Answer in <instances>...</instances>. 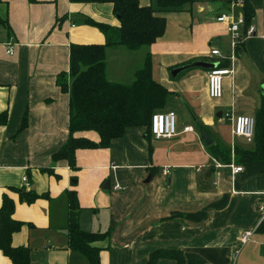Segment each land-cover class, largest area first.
Masks as SVG:
<instances>
[{"label":"crops","instance_id":"crops-1","mask_svg":"<svg viewBox=\"0 0 264 264\" xmlns=\"http://www.w3.org/2000/svg\"><path fill=\"white\" fill-rule=\"evenodd\" d=\"M138 1L156 7V0ZM246 1L256 13L257 2ZM230 6L207 0L186 5L182 12L162 15L166 32L156 44L136 53L124 47L112 51L118 57L117 83L122 85H130L147 56L152 57L154 81L172 93L165 112H176L179 135L148 140L146 128H129L107 149L77 151L78 171L73 172L67 162L53 160L69 137L70 95L62 92L58 78L70 71L72 44H106L102 33L81 21L90 18L118 27L113 6L3 0L0 16L9 20L11 32L0 29V117L7 112L6 125H0V206L4 194L14 200V219L25 225L12 243L31 248V264H90L68 249L69 191L78 195L81 229L110 233L108 240L95 244L101 250L100 264H146L159 250L180 251L185 264H264V233L258 231L264 160L238 161L235 150L253 151L255 144L235 137L232 121L225 118H255L261 108L264 31L255 29L256 36L234 51L228 26L217 22ZM240 15L238 8L236 16ZM9 46L13 55L7 53ZM200 62L233 71L224 80L221 99L209 97V70L194 67L176 78L171 75ZM198 124L213 141L231 150L230 163L213 159ZM187 127L192 131L184 133ZM79 136L99 142L96 133ZM231 165L243 171L234 175ZM165 169L170 175L163 173ZM24 177L31 185L28 191L49 199L30 206L21 203L10 189L25 188ZM224 196L229 197L228 206L200 223L166 220L174 213H197ZM245 232L253 234L242 245ZM0 264L12 263L0 252ZM157 264L176 262L165 258Z\"/></svg>","mask_w":264,"mask_h":264},{"label":"trees","instance_id":"trees-1","mask_svg":"<svg viewBox=\"0 0 264 264\" xmlns=\"http://www.w3.org/2000/svg\"><path fill=\"white\" fill-rule=\"evenodd\" d=\"M206 0H156V7L142 6L138 0H70L72 4L104 5L111 4L113 13L119 21L118 27L85 18L82 24L97 29L106 37L105 45H76L70 47V71L61 74L58 85L62 92L70 95L69 137L65 145L53 155L54 162L65 161L73 172L78 171L76 153L79 150H101L110 147L115 140L122 138L127 129L133 127L146 128V137L151 134V121L156 113L165 112L172 93L157 84L153 76V62L147 56L144 67L137 71L130 85L111 82L107 77V53L109 49L124 47L136 53L142 48L156 44L166 32V18L163 14L182 12L186 5L202 3ZM221 1L231 5L232 0ZM3 0H0V5ZM245 32L255 17V9L246 0L242 9ZM11 32L9 20L0 16V29ZM243 44L241 42L238 46ZM255 150H235V157L243 163L264 160V100L256 116ZM7 112L0 117V125H6ZM26 127L24 122L22 129ZM201 133H208L202 124L197 125ZM84 133H96L99 142H93L79 136ZM214 160L230 163L232 152L220 142L208 147ZM49 172V170H46ZM18 194L21 203L28 206L41 199L48 200V195H40L26 188H11ZM68 220L65 230L68 233V249L84 255L90 264H100L101 250L95 244L109 239L110 233H90L81 229L79 224V205L76 191H69ZM229 197L224 196L203 210L192 213H174L167 221L182 219L191 223L206 220L212 211L224 210ZM16 204L7 194L3 195L0 207V252L12 264H31L30 247H14L12 241L15 234L21 232L24 223L14 219ZM264 233V221L258 228ZM174 260L176 264H185L180 251L159 250L154 252L146 264H157L160 259Z\"/></svg>","mask_w":264,"mask_h":264},{"label":"built area","instance_id":"built-area-1","mask_svg":"<svg viewBox=\"0 0 264 264\" xmlns=\"http://www.w3.org/2000/svg\"><path fill=\"white\" fill-rule=\"evenodd\" d=\"M244 0H232L230 11L228 13H223L217 18V22L221 24H226L228 26V32L230 33L232 47L234 51L241 42L256 36V30L253 26L244 32L243 26L245 19L243 15L239 17L236 16V9H243ZM8 55H13V47L9 46ZM213 56H220L219 51H212ZM233 75V71L230 68H219L211 70L208 72V94L210 99L219 100L224 95L223 83L226 78ZM225 118L232 121L233 123V135L235 137L243 139L246 143L252 144L255 139L256 134V120L252 116L239 115L233 118L230 114H226ZM192 131L191 128L187 127L183 130L184 133ZM151 134L156 139H171L177 137L178 127H177V114L174 111L160 112L156 113L152 117L151 121ZM217 164V163H216ZM217 166H219L217 164ZM232 173L239 174L243 171L241 166H229ZM165 175H170L169 170H164ZM24 187L28 190L30 188V182L27 177L23 178ZM121 190V187H117ZM262 213V222L264 221V208H260ZM252 232H245L241 237V244L245 245L250 241L252 237ZM238 253H236V256Z\"/></svg>","mask_w":264,"mask_h":264},{"label":"rangeland","instance_id":"rangeland-1","mask_svg":"<svg viewBox=\"0 0 264 264\" xmlns=\"http://www.w3.org/2000/svg\"><path fill=\"white\" fill-rule=\"evenodd\" d=\"M255 2H257V9H256L255 17L252 21L251 26L255 27V29H257L260 32L262 30L264 31V0H255ZM78 23L81 24L80 22H78ZM247 40H249V39H247ZM122 49H124V48H122ZM114 50H116V48L115 49L112 48L111 50L108 51L111 54H109L108 58H107V63H108L107 75H108L109 80L117 83L118 82V75L116 74V71L118 69V57L117 56L115 57V55L113 54L112 51H114ZM169 111H174V110L171 109ZM179 122H180V119L178 117V123ZM1 203H2V201H1Z\"/></svg>","mask_w":264,"mask_h":264},{"label":"water","instance_id":"water-1","mask_svg":"<svg viewBox=\"0 0 264 264\" xmlns=\"http://www.w3.org/2000/svg\"><path fill=\"white\" fill-rule=\"evenodd\" d=\"M238 53H239V56H241L242 53H241L240 50L238 51ZM194 67H195V68H201V69H204V70H209V71L217 69V65H215V64H210V63H206V62H200V63H196V64H194V65H192V66H187V67H184V68H181V69L175 70V71L172 72L171 75H172L173 78H176V77H178L181 73H183V72H185L186 70H189V69H191V68H194ZM263 92H264V88H263ZM202 138H203V141H204V144L206 145V147H210V146H212V145L214 144V141H213V139L210 137L209 134H207V133H203ZM104 189H105V190L109 189V183H107V184L104 186Z\"/></svg>","mask_w":264,"mask_h":264}]
</instances>
